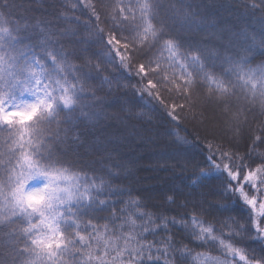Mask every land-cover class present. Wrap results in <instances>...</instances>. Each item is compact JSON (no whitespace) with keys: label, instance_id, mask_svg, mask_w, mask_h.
I'll use <instances>...</instances> for the list:
<instances>
[{"label":"snow or ice","instance_id":"6c2138e0","mask_svg":"<svg viewBox=\"0 0 264 264\" xmlns=\"http://www.w3.org/2000/svg\"><path fill=\"white\" fill-rule=\"evenodd\" d=\"M0 264H264V0H0Z\"/></svg>","mask_w":264,"mask_h":264},{"label":"trees","instance_id":"16d2710c","mask_svg":"<svg viewBox=\"0 0 264 264\" xmlns=\"http://www.w3.org/2000/svg\"><path fill=\"white\" fill-rule=\"evenodd\" d=\"M114 2V0H113ZM162 122L159 120H154L153 125L149 126V125H142L137 123L135 120H132L129 122V132L131 131L132 125H135L137 131L141 134V135H148L149 133L145 131V129H149L151 128L152 132L156 133V134H160L163 133L165 131V127H171L170 125H164V126H159L161 125ZM175 131V129H173ZM184 132H180V135H184ZM163 140H170L171 137H167V136H163L162 137ZM148 150H153L151 149V146H149ZM158 151V149H156ZM125 151H128V149L126 148ZM144 151L143 149L138 150L137 153L134 154H139V152ZM139 176H144L147 175V173L144 172H140L138 173ZM158 175V179L152 180L149 183L151 184V192L153 195L159 197V199H157L155 202H160V199H162L163 195L167 192L168 187L170 186V182L168 181V177L170 174L168 173H159V174H155ZM139 186V185H137Z\"/></svg>","mask_w":264,"mask_h":264}]
</instances>
